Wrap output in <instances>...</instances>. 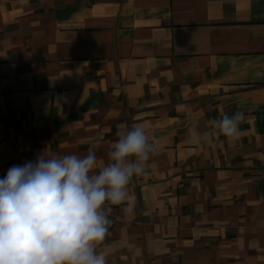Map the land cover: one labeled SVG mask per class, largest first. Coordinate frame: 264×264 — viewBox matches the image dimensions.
<instances>
[{
  "label": "crops",
  "instance_id": "obj_1",
  "mask_svg": "<svg viewBox=\"0 0 264 264\" xmlns=\"http://www.w3.org/2000/svg\"><path fill=\"white\" fill-rule=\"evenodd\" d=\"M137 123L156 147L107 264H264V0H0V179L43 150L106 163Z\"/></svg>",
  "mask_w": 264,
  "mask_h": 264
},
{
  "label": "clouds",
  "instance_id": "obj_2",
  "mask_svg": "<svg viewBox=\"0 0 264 264\" xmlns=\"http://www.w3.org/2000/svg\"><path fill=\"white\" fill-rule=\"evenodd\" d=\"M244 119L237 110L210 123L237 138ZM117 136L103 164L91 146L86 155L43 150L8 169L0 179V264H107L97 249L112 223L109 205L127 199L156 147L139 123Z\"/></svg>",
  "mask_w": 264,
  "mask_h": 264
},
{
  "label": "built area",
  "instance_id": "obj_3",
  "mask_svg": "<svg viewBox=\"0 0 264 264\" xmlns=\"http://www.w3.org/2000/svg\"><path fill=\"white\" fill-rule=\"evenodd\" d=\"M109 219L111 220V217L109 216ZM112 221V220H111ZM112 226V223H111V225H110V227ZM110 227H109V229H110Z\"/></svg>",
  "mask_w": 264,
  "mask_h": 264
}]
</instances>
